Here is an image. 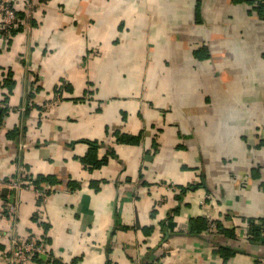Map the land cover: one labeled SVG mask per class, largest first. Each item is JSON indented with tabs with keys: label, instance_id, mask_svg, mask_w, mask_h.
Segmentation results:
<instances>
[{
	"label": "crops",
	"instance_id": "1",
	"mask_svg": "<svg viewBox=\"0 0 264 264\" xmlns=\"http://www.w3.org/2000/svg\"><path fill=\"white\" fill-rule=\"evenodd\" d=\"M27 2L0 17V177L51 190L0 189L48 242L27 264L264 260V0ZM95 140L117 156L84 162Z\"/></svg>",
	"mask_w": 264,
	"mask_h": 264
},
{
	"label": "built area",
	"instance_id": "2",
	"mask_svg": "<svg viewBox=\"0 0 264 264\" xmlns=\"http://www.w3.org/2000/svg\"><path fill=\"white\" fill-rule=\"evenodd\" d=\"M20 0H0V17L2 18L1 27L4 34L11 33L20 24H25V19L21 18L16 9V4ZM28 5L32 3L28 0ZM7 103L0 99V107H7ZM8 187L16 192H20L24 188L34 190L36 196L42 203L49 200L50 194L47 191V187H37L34 184L33 179H23L21 177L6 178L0 177V189ZM173 187V186H172ZM19 197L7 200L4 205H0V223L5 219L9 220V223H13L11 229H6L5 226L0 227V239L10 240L11 248L9 250L8 260L10 264H27L33 257L48 258V242L46 239L36 233H30L27 236H23L16 232L15 225L17 222L16 216L19 211ZM209 226L211 232H214L218 228L217 218L214 216L208 217ZM264 235V228H263ZM156 264H161V261H157ZM256 264H264V260L259 259Z\"/></svg>",
	"mask_w": 264,
	"mask_h": 264
},
{
	"label": "trees",
	"instance_id": "3",
	"mask_svg": "<svg viewBox=\"0 0 264 264\" xmlns=\"http://www.w3.org/2000/svg\"><path fill=\"white\" fill-rule=\"evenodd\" d=\"M18 14L21 18L24 15V14L22 15L19 12H18ZM19 27H20V25L17 28H19ZM111 133H112V137L113 136L115 137L114 141L116 143L139 144L142 140L141 134L134 135V134L125 133V132H122L118 128L112 129ZM90 144H91L90 151L83 158L84 162H86V163H91L94 166H99V165H102V163L103 164L107 163L109 160V157H116L117 156L116 150L112 147V148H110V150L112 149V151L109 150L110 152H108L106 156H104L102 159H99L98 158V149H99V147H103L104 145H107L106 141L95 140V141H91ZM56 177L57 176L51 175L48 177V180L50 178H51V180H52V178H54L55 180H53V182H54L53 184L58 186V184H62V181L58 177L57 178ZM45 181H47L46 178L41 179V180H36V181H34V184L37 187L43 188L45 186L42 185V183ZM47 191L50 194L51 190L49 188H47ZM209 223L210 222L207 219L206 220V230L207 231H211ZM217 224H218V228H217V230H218L220 227V223L218 220H217ZM262 232H263V230H262ZM36 257H38V256H36Z\"/></svg>",
	"mask_w": 264,
	"mask_h": 264
},
{
	"label": "rangeland",
	"instance_id": "4",
	"mask_svg": "<svg viewBox=\"0 0 264 264\" xmlns=\"http://www.w3.org/2000/svg\"><path fill=\"white\" fill-rule=\"evenodd\" d=\"M43 259V257H41Z\"/></svg>",
	"mask_w": 264,
	"mask_h": 264
}]
</instances>
